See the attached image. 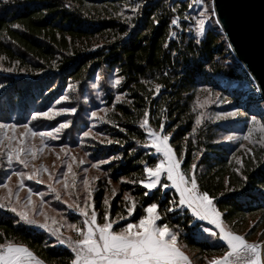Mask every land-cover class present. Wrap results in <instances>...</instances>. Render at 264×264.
Returning a JSON list of instances; mask_svg holds the SVG:
<instances>
[{
	"label": "trees",
	"instance_id": "16d2710c",
	"mask_svg": "<svg viewBox=\"0 0 264 264\" xmlns=\"http://www.w3.org/2000/svg\"><path fill=\"white\" fill-rule=\"evenodd\" d=\"M204 5L211 8L207 0ZM201 10L194 0H0V121L26 122L50 108L77 109L35 119L47 120L38 123L42 127L71 121L57 141L81 152L73 157L74 187L72 175L70 187L56 189L59 204L67 205L69 195V225L84 227L81 209L88 204L98 223L108 212L119 231L156 203L158 224L179 233L178 244L193 250L198 264L223 256L227 245L203 232L205 223L190 209L171 204L178 201L174 188L150 191L139 183L147 176L145 164L154 167L160 160L140 127L145 111L152 130L159 132L163 124L182 170L194 172L200 191L216 198L225 225L236 229L248 216L264 217V148L226 140L242 132L243 118L262 117L264 102L243 98V86L252 79L215 20L197 31ZM205 88L220 91L229 103L205 108ZM61 96L68 99L57 104ZM234 109L245 117H215ZM11 208L0 206V244L25 246L44 264H71L70 245L81 238L74 228L55 236Z\"/></svg>",
	"mask_w": 264,
	"mask_h": 264
},
{
	"label": "snow or ice",
	"instance_id": "6c2138e0",
	"mask_svg": "<svg viewBox=\"0 0 264 264\" xmlns=\"http://www.w3.org/2000/svg\"><path fill=\"white\" fill-rule=\"evenodd\" d=\"M194 2L202 5V10L198 13V19L195 21L198 32L203 33L205 31L209 20L214 19L217 25L221 24L220 19L216 16L215 0H212L210 9L207 5H204L203 0H194ZM189 7H192V5H189ZM172 24L177 25L178 19H173ZM119 83L120 79H117L115 84L119 85ZM0 87H3V85H0ZM160 87V85H156L157 92H159ZM256 91L264 97V89L260 88L259 85H256ZM67 99V96H61L56 103L59 104L61 101ZM116 99L119 100L120 97L117 96ZM76 111V108L62 107L57 112H53V109L50 108L48 111L34 112L31 118L33 120L37 119V117L52 119L59 113H75ZM238 111V109L234 110L227 115L235 117ZM91 115L92 117H96L97 113L92 112ZM148 116L149 113L145 111L144 119L140 123V127L146 129L150 138L151 148L155 150L156 154H162L163 158L154 167H148L145 164L144 172L147 176L145 179L140 180L139 183L149 190L156 189L158 185H160L161 189H166L171 186L178 194V201L175 198L171 201V204L175 208L186 207L191 210L192 216L195 219L208 221L218 229V232L208 227L202 229L203 232L218 236L219 239L226 243L228 248V251H225L223 256L213 258L209 261V264H264L260 254L261 245L258 243H249L243 236L235 234L225 227L222 219L223 214L214 204L216 198L206 191H200L194 172L189 174L182 170V162L176 157L175 150L169 143L170 136L163 134V124H161L159 132L152 130L149 127ZM70 123L71 121H64L50 131L39 133L29 128L27 124L18 125L15 123L5 124L0 122V129L24 127L31 132L32 136L40 135L41 137L47 136L56 139L58 137L54 133H59L63 128L68 127ZM197 123H199V120H197ZM249 123L259 126L260 130L264 131V124H261V121L255 115L251 117ZM24 135L26 134L21 133V136ZM83 135L88 136L89 132L86 131ZM248 138V136L245 137V139ZM8 139L11 140L12 137ZM228 139H232V137H228ZM0 143L3 142L0 141ZM18 143L23 145L25 140L20 139ZM27 151H30L33 157H35L36 153L33 149L10 147L7 153L9 162L14 157L20 164L28 167L27 160L21 158V153ZM100 163H104V161ZM95 166L99 167V164ZM195 167L196 165H193L192 169H195ZM68 172L72 173L71 165H68ZM15 174L17 176L24 175L20 172ZM72 175L73 181L71 186L74 187L75 173H72ZM162 176L166 177V181L161 180ZM28 179H32V176H28ZM167 182H171V184L169 185ZM20 183L23 184V180ZM84 183L87 185L88 182L84 181ZM64 186L66 188L70 187L67 180H65ZM11 191L9 189L10 194ZM29 192H31V189H29ZM40 195L43 196L42 193ZM113 195H115V190L113 191ZM145 195H148V193L146 192ZM125 198L128 199L127 196ZM89 199H91V191H89ZM29 203H31L30 198ZM108 203L109 201L106 198L104 204L108 205ZM88 207L92 208L91 214L87 211ZM134 208L135 201H132V207L128 208V215H132ZM157 209L158 205L156 203L149 205L145 209L147 214L141 217L138 223H127L126 226L121 227L117 231L114 225L118 222L111 220L108 212L104 214V222L98 223L94 205L86 204L85 209H81V214L86 217L84 227L71 225L81 237L70 245L72 252L75 254L71 264H191L189 257L178 245L179 233L173 232L167 224H157V221L161 219ZM172 210L173 208L167 209V211ZM11 211L16 213L17 209L13 207ZM17 214L22 221L28 224H37L35 220L29 218L26 211H19ZM120 219H123V217ZM37 226L49 228L47 223L42 225L37 224ZM53 234H55V230ZM61 243H66V241L62 240ZM0 264H43V262L36 259L33 252L27 247L8 243L0 244Z\"/></svg>",
	"mask_w": 264,
	"mask_h": 264
},
{
	"label": "rangeland",
	"instance_id": "374dc122",
	"mask_svg": "<svg viewBox=\"0 0 264 264\" xmlns=\"http://www.w3.org/2000/svg\"><path fill=\"white\" fill-rule=\"evenodd\" d=\"M204 2L205 0H203V3ZM207 3L212 5V0H207ZM196 4L201 6L200 3ZM96 82L98 81H95L94 79L93 89L95 91L98 87V84H96ZM236 85L237 84L234 83L233 87ZM243 90V98L245 100L254 101L260 99L259 101L263 102L261 94L256 91V83L253 80L252 82L246 83L243 86ZM201 99L202 104L205 108H207L209 105H216L221 107L222 105L229 103L228 97L223 96L218 90L209 88L201 90ZM261 109L263 111L261 114L262 117L259 116L260 113L253 114L257 115L256 117L258 119H260L261 117V124H264V105ZM234 110L227 111L224 114L215 113V117L231 119L245 117L244 114L240 115L239 111L235 117L227 115ZM54 112L57 111L54 110ZM40 121L46 122L47 120L31 119L26 122H0H3L5 124L15 123L18 125L27 124L29 125V128L36 131L37 133L50 131L52 128H55L59 123L62 122L61 121L51 127H42L38 126V123ZM249 121L250 119L243 118L241 124L242 132L240 134L230 135L228 137H232V139H228L227 137L226 140L242 141L245 146L255 148V150L261 149L260 147L264 148V131H261L259 126L250 124ZM21 133H25L26 135L21 136ZM54 135H56L58 138L53 139L52 137H41L40 135L32 136L31 132H29L28 129L24 127H17L16 129H0V141L3 142L0 143V204L3 206L9 205L12 208L15 207L17 209L16 213H18L19 211H26L30 219L35 220L37 224L40 225L47 223L49 225L48 229H51L50 231L52 232L55 230L54 235L58 236V233H60L59 230L61 231V229L66 228V231H69V228L71 226L69 225L70 223L67 211L72 209L68 208L67 206V200L70 202L68 197L69 195H66L65 203L67 205L59 204L56 202L57 190L58 188L62 187L66 188L64 186L65 180H67V183L70 185L69 178L72 177V173L68 172V165H71V167L73 168V157H81V152H79L78 149L76 150L74 147L70 146V143L68 142H58L57 140L61 139L60 132L54 133ZM246 136H248L249 138L245 139ZM9 137H12V139L9 140ZM20 139L25 140V143L23 145H20L18 143ZM9 146L12 148L24 147L25 149L35 150V157H33L30 151L21 153V158L27 160L28 167L20 164L17 160H15L14 157L12 161L9 162L7 155L8 151L10 150ZM158 155L160 159L163 158L162 154ZM175 155L178 158L176 153ZM45 169H47V171H45ZM17 172L23 173L24 175L17 176L15 174ZM28 176H32V179H28ZM162 179H166V177L162 176L161 180ZM21 180H23V184L20 183ZM169 184H171V182H169ZM5 185H7V187H5ZM9 189L12 190L11 194L9 193ZM29 189H31V192H29ZM41 193L43 194V196L40 195ZM64 193H66L65 190ZM29 198L31 199V203H29ZM203 222L206 225L205 227L212 228L213 231L218 232V229H216L214 225H211L208 221ZM225 227L233 231L235 234L243 236L249 243H258L260 245H263L264 243V217L259 219L258 216H248L243 222H241V224H239V226L236 227V229H232L227 225H225ZM211 236L213 237V239H219L218 236ZM179 247L189 257L191 264H198L197 261L193 258L195 256V252L193 250L182 245H179ZM218 257L221 256L210 257L206 259V262L204 264H209V261H211L213 258ZM261 260L263 261L262 258Z\"/></svg>",
	"mask_w": 264,
	"mask_h": 264
},
{
	"label": "water",
	"instance_id": "95a60500",
	"mask_svg": "<svg viewBox=\"0 0 264 264\" xmlns=\"http://www.w3.org/2000/svg\"><path fill=\"white\" fill-rule=\"evenodd\" d=\"M215 7L232 53L264 89V0H215Z\"/></svg>",
	"mask_w": 264,
	"mask_h": 264
},
{
	"label": "built area",
	"instance_id": "2783aa9c",
	"mask_svg": "<svg viewBox=\"0 0 264 264\" xmlns=\"http://www.w3.org/2000/svg\"><path fill=\"white\" fill-rule=\"evenodd\" d=\"M260 254H261V258L263 257V245H261V248H260Z\"/></svg>",
	"mask_w": 264,
	"mask_h": 264
},
{
	"label": "crops",
	"instance_id": "0c3cea01",
	"mask_svg": "<svg viewBox=\"0 0 264 264\" xmlns=\"http://www.w3.org/2000/svg\"><path fill=\"white\" fill-rule=\"evenodd\" d=\"M170 185V184H169ZM171 187V186H170ZM157 224H158V221H157Z\"/></svg>",
	"mask_w": 264,
	"mask_h": 264
},
{
	"label": "bare ground",
	"instance_id": "6f19581e",
	"mask_svg": "<svg viewBox=\"0 0 264 264\" xmlns=\"http://www.w3.org/2000/svg\"><path fill=\"white\" fill-rule=\"evenodd\" d=\"M262 259H263V257H262ZM263 261H264V259H263Z\"/></svg>",
	"mask_w": 264,
	"mask_h": 264
}]
</instances>
